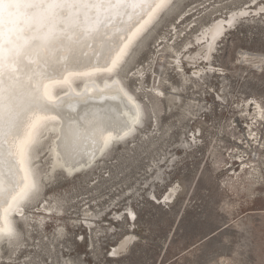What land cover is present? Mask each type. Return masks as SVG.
Segmentation results:
<instances>
[{
    "label": "rangeland",
    "instance_id": "obj_1",
    "mask_svg": "<svg viewBox=\"0 0 264 264\" xmlns=\"http://www.w3.org/2000/svg\"><path fill=\"white\" fill-rule=\"evenodd\" d=\"M253 3L264 0H171L163 7L122 73L145 111L135 137L116 141L93 168L73 176L49 172L47 138L36 163L39 199L16 216L17 237L0 243V264H264V116L257 106L264 114V15L228 29L212 59L217 70L201 81L192 76L197 67L186 65V84L175 53L162 49L170 43L183 54L198 51L202 29ZM157 86L179 95L172 110L157 99ZM40 204L61 212L43 222L34 213Z\"/></svg>",
    "mask_w": 264,
    "mask_h": 264
},
{
    "label": "bare ground",
    "instance_id": "obj_2",
    "mask_svg": "<svg viewBox=\"0 0 264 264\" xmlns=\"http://www.w3.org/2000/svg\"><path fill=\"white\" fill-rule=\"evenodd\" d=\"M254 4L233 10L225 17L220 16L202 29L201 34L196 35L200 45L196 52L188 50L183 54L170 43L162 48L163 50L169 48L175 53L173 63L175 62L176 71L185 83L189 80L185 73L186 65L197 67L192 76L199 81L203 80L205 75L217 70L213 66L212 59L214 53L218 52L217 46L223 41V37H226L228 29L243 19L264 15V4L255 7ZM162 9L163 7L151 11L147 6L141 8L139 5L121 9L118 14L110 17L111 23L106 28L101 27L99 33L89 36L78 44L75 42L79 37V31L67 26L66 31L58 33L61 39L55 42L57 47L48 51L37 49L29 56H25L22 52L17 58L15 75L20 86L27 88L29 85H44L51 96L48 103L52 105V110L29 113L28 121L24 124L19 138L0 137V210H3L6 218L14 224L16 232V216L22 215L25 206L35 203L40 196L41 171L36 168V163L47 138L51 139L49 172L60 170L68 176H73L93 168L116 141L126 142L135 137L133 134L138 126L142 125L145 111L142 102L125 84L122 73L131 64L132 60L128 59L131 49L140 43L139 38ZM58 27L64 29L66 25L58 23ZM14 28L24 37L39 35L30 32V29L35 28V23L29 20L23 10L16 18ZM180 32L176 30L175 34L179 35ZM69 36L73 42V52L65 54L58 45L66 43V38ZM157 41L160 42L159 44L164 42ZM4 43V39L0 38V54L6 53ZM18 43L24 44V41L20 40ZM190 44L192 43H187L186 47ZM257 57L247 54L248 61H253ZM263 59L262 64H264ZM111 60H116V66L106 70L105 65ZM201 63L210 64V70H205V67L200 66ZM257 64L259 63L256 61L254 65ZM144 71L145 66L137 70L142 80ZM192 76L190 75L189 78ZM155 92L157 99L168 100V107L171 110L180 99L177 92L166 95L161 87L156 88ZM257 106L261 116H264L262 106L259 103ZM25 134L32 141L27 151L20 156H9L10 144L14 140L18 143ZM70 144L74 146L75 151L72 157L68 158L66 150ZM243 170H246L245 167L242 168ZM24 183H34V190L26 200H13L12 196L19 191V187L14 186H23ZM177 191V187L173 186L172 192L166 199L170 201L175 198ZM154 198L158 200L156 196ZM60 212L57 205L40 204L39 210L34 212L39 214L34 216L44 222ZM130 213L135 217L133 210ZM42 214L45 216H41ZM2 223L3 221H0V224ZM93 223L87 222L90 228ZM133 238L134 235L121 241L119 246L114 248V253L117 255L128 249V242Z\"/></svg>",
    "mask_w": 264,
    "mask_h": 264
},
{
    "label": "snow or ice",
    "instance_id": "obj_3",
    "mask_svg": "<svg viewBox=\"0 0 264 264\" xmlns=\"http://www.w3.org/2000/svg\"><path fill=\"white\" fill-rule=\"evenodd\" d=\"M169 3L170 0H0V38L4 39L6 49V53L0 54V137L19 138L29 113L52 110V105L48 103L51 96L44 85H29L23 88L16 79L15 64L22 52L29 56L37 49L48 51L57 47L55 42L61 39L58 33L66 31L67 26L79 31L75 42L78 44L99 33L101 27L106 28L111 23L110 17L118 14L121 9L139 5L141 8L147 6L151 11H155ZM21 10L35 23V28L30 29V32L39 35L24 37L15 30V21ZM58 23H63L66 27L59 29ZM66 39V43L58 46L65 54H71L73 42L70 36ZM20 40H23L24 44L18 43ZM115 66L116 60H111L105 68L110 70ZM31 142V138L26 134L18 143L14 140L9 146L8 155H22ZM74 151V146L70 144L66 156L71 158ZM14 187H19V191L12 199L23 201L32 193L35 184L24 183L23 186ZM0 221H3L0 224V235L7 233L14 236L11 223L3 210H0Z\"/></svg>",
    "mask_w": 264,
    "mask_h": 264
},
{
    "label": "clouds",
    "instance_id": "obj_4",
    "mask_svg": "<svg viewBox=\"0 0 264 264\" xmlns=\"http://www.w3.org/2000/svg\"><path fill=\"white\" fill-rule=\"evenodd\" d=\"M11 227H12V230L15 233V235L14 236H10L7 233H5L3 235H0V243H4V242H9L10 243L15 238V236L17 235V232H16V229H15L13 223H11Z\"/></svg>",
    "mask_w": 264,
    "mask_h": 264
}]
</instances>
